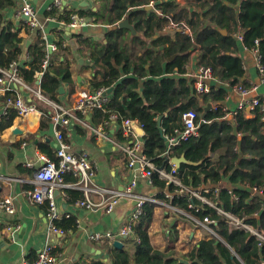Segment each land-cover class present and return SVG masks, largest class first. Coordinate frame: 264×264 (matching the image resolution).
I'll use <instances>...</instances> for the list:
<instances>
[{
    "label": "trees",
    "instance_id": "1",
    "mask_svg": "<svg viewBox=\"0 0 264 264\" xmlns=\"http://www.w3.org/2000/svg\"><path fill=\"white\" fill-rule=\"evenodd\" d=\"M150 1L111 0L105 19L101 18L99 10L94 9L65 11L58 15L54 13V16L67 21H71L72 13H77L92 22L101 21L109 25L117 24L128 14L130 23L142 34L132 35L128 29L118 27L107 31L106 43L93 42L77 35L80 43H94L96 52L93 56L97 63L100 59L105 67L101 77L96 75L92 86L97 89L114 87L107 105L108 111L95 110V119L98 118L97 122H100L113 111L118 112L121 117L138 118L144 124L143 149L160 166L163 165L164 157L169 155L161 156L167 143L161 136L158 117L163 116L166 132L172 135L176 128H181L184 111L196 109L198 119H201L205 104L213 103L214 108L208 109L204 116L211 122L200 121L199 135L173 146L170 154L184 155L195 163L183 164V168H190L185 178L187 183L194 186L203 184L210 188L219 186V204L264 234V194L252 191L253 187H257L264 193V118L261 106L239 110L234 115L235 121H231L224 117L226 111L223 101L228 94L227 87L213 85L209 93L200 95L202 99L197 100L189 83L186 85V79L164 75L176 68L185 71L192 53L196 52L199 64L211 66L213 75L218 80L230 86H249L242 80L245 68L242 58L236 53L238 43L235 33L240 27L245 30L243 42L250 49L254 46L255 39L260 40L258 48L264 65V0H188V4L183 6L177 1L168 0L157 3V11L147 10ZM198 7L204 11H199ZM203 18L208 19V22L205 23ZM170 20L186 22L191 26L193 36L181 31H177L175 35L161 33ZM215 24L229 30L228 33L219 31ZM20 39L17 32L2 31L1 67H10L18 58L20 48L17 45L20 44ZM57 45L63 47L62 42ZM29 51L32 59L19 67L25 81L35 85L36 73L42 69L46 55L44 41L39 39ZM98 72L100 74L101 71ZM62 74L63 78H70L68 71L51 74L48 70L42 77L41 89L53 99H57ZM12 122L13 119H10L4 124L1 123L0 128H6ZM219 142H226L229 149L217 161H207ZM51 157L54 158L53 155ZM158 175L157 172L153 174L154 184L163 193L166 181ZM75 179L71 173L66 174L67 181ZM170 189L174 187L170 186ZM72 192L75 193L72 195L73 200L82 197L80 191ZM207 195L216 197L214 189H210ZM173 203L195 214L199 219L206 214L216 219L212 227L214 232L207 230L210 236L206 235L198 240L183 254L182 257L188 259V263L154 249L148 227L155 204L147 202L139 224L137 222L135 225L141 241L137 243L134 260L128 251L114 249L112 264H257L264 257V243L260 247L259 240L252 232L243 227H235L228 218L219 215L212 207L204 205L196 212L187 206L186 196H175ZM57 224L65 230L75 229L77 220L71 216L63 218ZM197 228H200L199 225Z\"/></svg>",
    "mask_w": 264,
    "mask_h": 264
},
{
    "label": "crops",
    "instance_id": "2",
    "mask_svg": "<svg viewBox=\"0 0 264 264\" xmlns=\"http://www.w3.org/2000/svg\"><path fill=\"white\" fill-rule=\"evenodd\" d=\"M32 1L38 12L39 24L36 28L31 27L25 17L19 15L20 0H0V35L2 31L17 32L18 37L21 38L20 44L17 46L20 48L18 50V59L22 65L25 61L32 59L29 50L40 39L38 31H44L48 40L52 43L62 42L63 47L58 46L56 50L50 49L52 54L50 55L51 64L48 72L55 74L68 71L70 78H63L64 75L62 74L60 87L62 86L63 89L59 88L57 99L49 97L71 107L76 97L83 90L94 89L92 86L93 80L96 79L97 74L98 77H101L105 69L102 61L99 59L97 63L93 56V53L96 52V48L93 46L94 43L93 45L80 43L77 35L91 39L93 42L106 43V33L111 29V25L101 21L92 22L89 18L84 17L89 24L72 28L59 22L60 20L69 22L67 19L55 16L57 18L56 21L48 18L50 15L62 14L65 11L76 12L94 9L99 10L101 18L105 19L111 0H62V6L58 9L55 7L54 11L49 9V5L53 4L54 0ZM151 1H153V4H148V6L152 7L150 9L157 11L155 5L168 0ZM171 1H177L178 4L183 6L188 0ZM198 10L204 11L201 7H198ZM203 21L206 23L208 19L203 18ZM215 27L222 33L224 32V34L229 31L217 24H215ZM177 31L179 30L166 26L161 33L175 35ZM244 31L240 27L236 33L243 34ZM236 33L235 36L237 37ZM243 41L237 37L238 49L236 53L242 58L245 68V75L242 80L246 81L248 85L256 84L258 86L257 95L264 97V79H261V74L258 70L257 55L252 49L246 47ZM200 65L196 52H193L190 61L185 66V71L182 72L176 68L173 72L165 73L164 75L182 77L186 79V85L189 83L192 89L194 78L193 76L192 79L186 76L185 72L193 71ZM98 70L101 71L100 74ZM210 84L216 87L225 86L229 89L223 101V105L227 108L224 117L235 121L233 113L237 110L240 96L232 90V86L217 78L210 80ZM112 92L111 94L113 95ZM139 92L142 94L140 88ZM7 93L0 92V124H4L10 119H13V122L6 128H0V198L11 195L14 198L16 210L14 214H9L0 208V264H25L27 261H32L36 259L40 249L48 242L52 243L55 246V251H57L55 253L59 259L56 264H93L95 262L112 264L114 249L119 250V248L114 246L115 240H95L91 238V234L117 231L124 223L126 215L131 211L135 202L134 199H122L112 212H107L101 206L87 208L86 206L76 205L75 201L78 198L72 199V195L75 194L72 190L80 191L82 197L79 199L86 198L85 192L77 188L60 187L56 190V200L63 213L60 220L67 218L65 214L69 213V217H76L77 226L75 229L66 230L65 235L56 234L49 225L47 203H36L31 198L34 169L42 163L40 157L42 155L50 157L53 155L55 157L58 142L51 119L37 114L25 117L18 115L17 111L7 104ZM24 94L28 101L30 99L33 100L30 95ZM201 99L202 96H197V100ZM43 105L44 103L42 102L41 107ZM213 105L212 103L211 108H214ZM206 106L207 104H205ZM47 110L50 112L51 108L47 107ZM204 113H206L205 109ZM203 114L202 117H204ZM159 118H161L159 129L161 136L164 138L169 133L167 134L163 125V116H159L158 121ZM85 119L94 125H99L103 121L97 122L99 119H95L94 113L85 116ZM15 128H19L21 132H15ZM177 129L179 128H176L174 133ZM108 131L112 139L120 138L118 126L111 127ZM64 133L66 141L71 146V151L77 155L87 152L89 157L97 164L96 182L99 185L110 189H122L124 185L128 184L138 174V172L128 167L126 153L114 145L112 140L100 138L92 130L80 125L78 122L64 127ZM163 133L165 134L164 136ZM239 134L241 135V133ZM164 141L167 143L166 139ZM222 143L224 148L227 143ZM166 145L167 149L168 143ZM170 156L171 162H173V157L177 155L170 154ZM27 162H32V166H28ZM171 162L167 157H164L163 165L170 168L175 163ZM183 164L195 163L192 161L191 163L184 162L181 166H178L180 173L183 175V181L186 182V174L190 168L188 166L183 168ZM175 166L177 167V165ZM137 179V192L148 197L160 199V203L151 202L155 204V209L149 223L148 232L154 249L171 254L177 257L180 262L188 263V259L182 256L200 238L193 240V236L196 235L194 228L197 226L191 219L183 215L181 212L183 209L178 204L173 203L175 195L173 194L172 198H166V191H173V189H170V186L173 185L166 184L163 193H160L161 190L154 184V181L149 183L147 179L140 177L139 174ZM159 194L161 196H158ZM90 196L94 201L101 199V195L97 192H91ZM140 220L137 221V224H139ZM8 225H13L14 228L18 225V228L12 234L7 228ZM203 230L207 232V229L203 228ZM187 232L189 233V236H187L188 241L190 236L193 237L191 243L184 242ZM117 239L123 243L120 249L128 251L131 259L134 260L138 242L129 237H118ZM180 246H182V249L184 247L182 254L175 252Z\"/></svg>",
    "mask_w": 264,
    "mask_h": 264
},
{
    "label": "built area",
    "instance_id": "3",
    "mask_svg": "<svg viewBox=\"0 0 264 264\" xmlns=\"http://www.w3.org/2000/svg\"><path fill=\"white\" fill-rule=\"evenodd\" d=\"M21 6L19 8V15L25 17L28 24L36 28L38 22V12L34 6L32 0H20ZM150 4H153L151 1ZM62 6V0H54L53 4L49 5L50 10L60 8ZM49 20H56L55 16H49ZM84 17H79L77 13L71 15V21L66 22L60 20L61 24H67L68 26L75 28L78 26L89 24ZM167 27L181 31L184 34L193 36V30L190 25L184 21L176 22L170 20ZM237 37L244 40L242 33H236ZM38 36L45 43L46 55L42 63V69L36 73L37 81H40L37 85L29 84L25 81L20 71L19 59H15L10 67L0 66V92L7 93L6 102L11 105L20 116H28L32 114L40 115L41 117H49L53 130L57 138V148L55 151V157L42 155L40 157L42 163L34 169V178L32 180L33 187L31 189V198L36 203H47L48 205V218L50 228L59 235H65L66 230L58 226L57 222L62 218L63 213L56 200V190L60 187H72L83 190L86 198L77 199L76 205L86 206L87 208L104 207L105 211L112 212L115 206L125 198L134 199V205L131 211L126 215L125 221L122 226L113 232H96L91 234V238L95 240H118V237H129L137 242H140V237L136 233L135 225L144 213L145 205L147 202L160 203L159 198L148 197L145 194L137 192L138 186V174L140 177H144L153 183V174L157 172L159 177L166 181L167 185H173V191H166V198H172L175 196H186L187 206L194 210L199 211L202 206L208 205L212 207L219 215L228 218L235 227H243L246 230L252 232L259 240V246L264 243V234L260 232L253 225L246 222L245 219L240 218L233 212L225 209L219 204L218 193L220 187H204L194 186L192 184L183 181V175L180 173L179 167L171 162L170 152L173 146L178 145L182 141H187L192 137L199 135V122L210 123L211 120L205 117L199 118L196 109L190 108L182 114V126L177 129L174 134L165 135V139L168 143V148L161 156L169 155L168 160L173 163L170 168L162 165L159 167L154 162L153 158L148 156L144 149V132L139 133L136 126L144 129V124L138 119L133 117H121L118 112H111L109 116L103 119L99 125H94L85 119V116L91 115L95 110H103L107 112V105L112 98V94L107 92V87L94 88L93 90H83L75 99L74 104L69 107L63 105L58 101L51 99L45 95L41 89L40 83L43 75L48 70L51 64L50 49L56 50L58 48L57 43H52L48 40V37L44 31H38ZM260 40L257 38L254 41V46L251 48L257 55L258 70L261 74V79H264V65L261 61V54L259 51ZM185 75L194 81L192 82V90L196 96H200L205 93H209L212 89L210 80L214 79L213 69L211 66L200 65L193 71H186ZM257 85L252 84L244 86L242 84H236L232 86L239 96L240 101L237 105V110L234 115L245 108L252 109L254 106H261L264 118V97L257 95ZM31 96L29 101L26 99L25 94ZM44 105L41 107V103ZM50 107V112L45 108ZM226 111L227 108L224 107ZM52 112V114H51ZM78 122L80 125L92 130L100 138L110 139L114 142V145L123 150L128 157V167L138 172L135 177L122 189H110L99 185L96 182V174L98 170L97 164L89 157L87 152H82L77 155L71 151L69 142L65 139L64 127L69 126L71 123ZM118 126L119 133L122 137L119 139L111 138L108 131L111 127ZM224 144L219 142L215 145L212 153L208 157L207 161H217L220 156L224 155L229 149L228 145L223 148ZM223 148V149H222ZM28 166H32V162H27ZM72 174L76 179L72 181L66 180V174ZM210 189H214L216 197L211 198L207 195L210 193ZM253 193L258 192L264 194L260 188L253 187ZM97 192L101 195L99 201H94L90 193ZM165 193V192H164ZM196 199V201H195ZM201 202V203H200ZM0 208L5 210L9 214H14L16 207L14 198L10 195L0 198ZM183 215L187 216L192 222L201 228H205L209 231H213V225L216 223V219L211 215H204L199 219L195 214L190 213L181 207ZM67 217L69 213L65 214ZM10 233H14L17 230L18 225H8ZM214 232V231H213ZM216 234V233H215ZM55 246L48 242L38 252L36 259L27 261L25 264H56L58 262V255L54 252ZM257 264H264V257H262Z\"/></svg>",
    "mask_w": 264,
    "mask_h": 264
},
{
    "label": "water",
    "instance_id": "4",
    "mask_svg": "<svg viewBox=\"0 0 264 264\" xmlns=\"http://www.w3.org/2000/svg\"><path fill=\"white\" fill-rule=\"evenodd\" d=\"M146 8H147V9H150L151 6H147ZM118 27H119V28H126V29H128V30L131 32L132 35H135V34H136V35H141V36H142V34L136 30L135 26H134L132 23H130V21H129V17H128V14H127V16H125L121 21H119L117 24H115V25H111V26H110L111 29H116V28H118ZM223 33H224V32H223ZM39 82H40V81H37L38 84H39ZM60 89L62 90L63 87L61 86ZM113 89H114V87H109V88L107 89V92H108V93H111V92L113 91ZM211 106H212V103L209 102V104L205 107V112H206L209 108H211ZM203 116H205V113L203 114ZM160 120H161V118H159V121H158V125H159V127L161 126V125H160ZM136 129L139 131V133L143 134L144 129H142V128L138 127V126H136ZM14 131H15V132H21V130H20L19 128H15ZM236 132H237V130H236V128H235V133H236ZM172 161L175 162L177 166H181V164L184 163V162H185V163H191V161L188 160L184 155H182V156H175V157H173ZM159 167H162V166L160 165ZM0 189H1V186H0ZM17 235H18V233H17ZM15 236H16V235H15ZM122 244H123V243H122L121 241H119V240H115V241H114V246H115L116 248H119V249H120V248L122 247Z\"/></svg>",
    "mask_w": 264,
    "mask_h": 264
},
{
    "label": "rangeland",
    "instance_id": "5",
    "mask_svg": "<svg viewBox=\"0 0 264 264\" xmlns=\"http://www.w3.org/2000/svg\"><path fill=\"white\" fill-rule=\"evenodd\" d=\"M68 44H69V42H68ZM194 231H195V233H196V235L193 236L194 238L190 236V239H189V241H188L187 236H189V233L187 232V233L185 234L184 242L191 243V242H192V238H193V240H196V238H197V239H198V238L202 239V238L206 237V235H209V236H210V233L204 231V230L201 229V228H197V227H195V228H194ZM183 250H184V247H183V249H182V246H180V248H179V249H176L175 252L178 253V254H182Z\"/></svg>",
    "mask_w": 264,
    "mask_h": 264
},
{
    "label": "bare ground",
    "instance_id": "6",
    "mask_svg": "<svg viewBox=\"0 0 264 264\" xmlns=\"http://www.w3.org/2000/svg\"><path fill=\"white\" fill-rule=\"evenodd\" d=\"M51 52V51H50ZM166 157H168V156H166Z\"/></svg>",
    "mask_w": 264,
    "mask_h": 264
}]
</instances>
